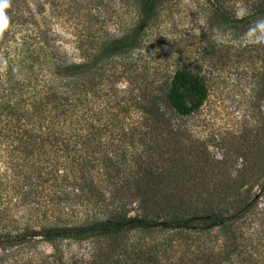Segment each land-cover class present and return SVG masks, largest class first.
<instances>
[{"label": "trees", "instance_id": "16d2710c", "mask_svg": "<svg viewBox=\"0 0 264 264\" xmlns=\"http://www.w3.org/2000/svg\"><path fill=\"white\" fill-rule=\"evenodd\" d=\"M161 1L137 0L131 26L115 37L75 38L76 53L43 34L3 55L0 244L41 236L52 245V264H76L67 239L166 231L160 247L144 245L138 256L264 264L263 195L255 184L184 178L188 169L204 172L194 146L178 138L179 121L203 105L208 87L189 67L142 59L148 20ZM257 185L264 194V183ZM17 207L40 229L8 233ZM254 216L256 237L248 233Z\"/></svg>", "mask_w": 264, "mask_h": 264}, {"label": "rangeland", "instance_id": "374dc122", "mask_svg": "<svg viewBox=\"0 0 264 264\" xmlns=\"http://www.w3.org/2000/svg\"><path fill=\"white\" fill-rule=\"evenodd\" d=\"M7 4L0 25V68L5 52L21 50L29 37L45 34L76 53L75 38L120 35L140 11L137 0H7ZM154 11L142 59L168 69L189 67L208 87L203 105L179 121L178 138L185 146H194L204 172L188 169L184 178L254 183L253 192L263 195L264 206L257 185L264 183V41L256 42L259 30L248 35L264 21V0H163ZM252 166L259 168L247 171ZM28 214L26 208H15L8 233L40 229ZM254 217L248 231L252 237L261 228ZM166 235L130 231L100 240L67 239L63 244L76 264H182L177 257L173 261L162 256L155 262L138 256L144 245L160 247ZM256 250L263 254V246ZM52 255L51 243L41 236L0 244V264H52ZM234 264L248 263L239 259Z\"/></svg>", "mask_w": 264, "mask_h": 264}, {"label": "clouds", "instance_id": "9594fccd", "mask_svg": "<svg viewBox=\"0 0 264 264\" xmlns=\"http://www.w3.org/2000/svg\"><path fill=\"white\" fill-rule=\"evenodd\" d=\"M8 6L7 0H0V25H2L5 22V15H4V9ZM259 30L260 35L256 36V42L264 41V21L258 22L254 28H251L249 30V37H252L255 35V33Z\"/></svg>", "mask_w": 264, "mask_h": 264}]
</instances>
